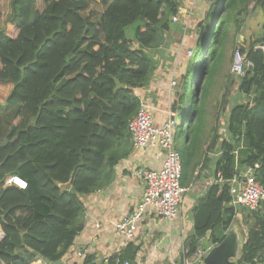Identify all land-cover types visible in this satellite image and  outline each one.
Segmentation results:
<instances>
[{"label":"trees","instance_id":"trees-1","mask_svg":"<svg viewBox=\"0 0 264 264\" xmlns=\"http://www.w3.org/2000/svg\"><path fill=\"white\" fill-rule=\"evenodd\" d=\"M98 1L107 6L91 20L79 10L85 0H9L0 27V264H28L36 255L59 260L81 229L83 197L112 182L114 165L129 152L128 123L141 101L135 92L154 70L145 50L164 42L178 1ZM257 2L264 14V0ZM247 3L212 1L210 8H220L225 17L215 21L218 13L215 24L202 28V41L209 43L203 66L218 63L225 37L222 24L230 10L237 19ZM239 49L253 68L240 78L226 120L230 139L216 146L214 174L228 179L236 168L257 164L256 180L264 186V20L260 34L248 46L241 42ZM198 68L195 58L188 61L179 86L181 99ZM116 80L125 87L117 88ZM193 84L197 92L200 79ZM13 109L32 121L14 118ZM200 113L197 106L183 117L197 118L185 127L187 143L178 150L184 186L203 154ZM217 137L214 128L207 149L215 148ZM210 158L205 153L202 163ZM13 175L27 182L25 189L1 187ZM69 179L70 189L63 190L58 183ZM230 201L226 183L210 185L197 200L185 258L192 257L206 233L212 243L224 238L235 216ZM247 234L237 264H264V220ZM136 252L128 243L109 263L132 260Z\"/></svg>","mask_w":264,"mask_h":264},{"label":"crops","instance_id":"crops-1","mask_svg":"<svg viewBox=\"0 0 264 264\" xmlns=\"http://www.w3.org/2000/svg\"><path fill=\"white\" fill-rule=\"evenodd\" d=\"M177 1L178 10L181 9L179 20L170 22L167 31L163 33L164 42L161 45L145 50L154 61V70L150 81L137 89L135 94L148 105L155 125H161L170 115L176 118L181 107L184 108L183 114H191L197 106H200L201 136H204L199 142L201 151L208 140L210 143L215 126L218 134L217 143L215 148L209 149L213 153H207V156L211 157L209 161H204L200 170L196 169V171L194 168L190 181L185 185L188 191L182 199L180 214L177 218L167 221L156 216L154 209L147 206L143 215L136 221L133 238L122 241L115 224L137 206L145 186L144 180L137 172L141 169L160 168L164 156L163 151L157 147L133 148L129 138L128 142L131 146L129 145L127 156L120 159L113 167V181L83 197L81 229L69 249L57 261H48L36 255L28 264H103L105 258L115 257L123 252L128 243L137 248L136 255L128 261V264H172L181 263L182 259H185L184 252L188 249V241L194 230V206L197 200L205 194L210 185L214 183H219L220 187L223 185L221 180L224 179L219 174H214L215 162L212 155L217 150V145L219 146L225 139H230L226 120L230 107L236 103L237 97L234 88L236 78L229 76V68L223 71L219 66L213 65L212 73L210 71L208 74V67L205 75L196 73L198 74L196 79H200L201 84L196 97L193 100L181 99L183 97L179 86L183 84L186 76L188 63L186 57L192 41V35L184 33L183 17L188 20L187 8L192 11L200 7L202 1L187 0L186 3L182 0ZM106 6L107 3L102 6L101 12L97 14L98 18ZM85 16L91 20L98 19L90 17L89 14ZM179 38L180 42L176 43L175 40ZM198 67V69L206 68L202 64ZM172 82L175 83L174 86L171 85ZM201 96L203 97L199 100ZM223 102L225 105L222 106ZM1 115L2 112L0 118ZM183 117L184 115L181 117L182 140L177 134L175 137L181 140L180 143L175 142L178 150L184 148L187 143L185 127L197 119L196 114L188 120H184ZM234 209L235 216L232 223L237 221L240 226L242 223L239 216L243 217L242 212L253 214L244 208ZM0 230H2L1 226ZM209 236L208 232L199 241V246L206 248L207 252L215 244L209 240ZM117 261L119 263V260ZM191 264H203V262Z\"/></svg>","mask_w":264,"mask_h":264},{"label":"built area","instance_id":"built-area-1","mask_svg":"<svg viewBox=\"0 0 264 264\" xmlns=\"http://www.w3.org/2000/svg\"><path fill=\"white\" fill-rule=\"evenodd\" d=\"M180 15L181 9L179 8L177 13L171 16V21H178ZM252 68L253 63L237 48L233 54L230 74L241 78ZM171 85L174 86L175 83L172 82ZM176 123L175 116L170 115L161 125H155L148 105L142 100L137 113L128 123L133 148L157 147L163 151L164 156L160 168L141 169L137 172L138 176L144 180L145 186L137 206L115 224V229L122 237V241L133 238L136 221L143 215L147 206L154 209L156 216L167 221L177 218L180 214V205L188 187L181 184L182 159L175 144ZM208 152L206 151V155ZM256 168L257 164L246 166L244 169L236 168L230 178L221 180V182L228 185L230 203L234 208H244L249 212L261 214L264 213V186L256 180ZM11 184L21 189L27 186L25 180L13 175L4 180L1 187ZM2 237L3 232L0 230V239ZM206 253L207 249L199 246L192 257L182 259L181 263L173 262L172 264L200 262ZM109 259L105 258L103 264H110ZM128 263V261L123 262V264Z\"/></svg>","mask_w":264,"mask_h":264},{"label":"rangeland","instance_id":"rangeland-1","mask_svg":"<svg viewBox=\"0 0 264 264\" xmlns=\"http://www.w3.org/2000/svg\"><path fill=\"white\" fill-rule=\"evenodd\" d=\"M182 1L183 3L187 2V0H182ZM201 1H202V4L200 5V7L194 8V10L192 11L187 8V16L189 17L188 20H186L183 17V21H184L183 26L185 29L184 33L185 35H190V34L192 35V41H190L191 45H189L191 46L190 51L188 52L186 58L190 62H192L195 58L198 66L202 64L203 58L206 57L205 45L209 44L207 42L205 43V41H202L204 37L202 28L205 25L208 26L211 23L215 24L214 23L215 21L225 17V15L221 13L222 10H220V8L219 9L215 7H213L212 9L210 8L213 0H201ZM85 3H86L85 5L80 7L79 9L80 13L84 16L89 14L90 17H93V18H96V17L98 18L97 14L101 12L102 6L105 4V3L99 2L98 0H85ZM258 6L259 5H258L257 0H250L249 3L247 4L246 9L244 11H241L240 14H238L237 19L235 15V10H230V14L227 15V20L222 24V30L225 29V37L223 39L224 46L220 50V52L222 51L220 60L218 61L217 64H213V65L219 66V69H223V71L228 67L229 76L233 79L236 77L230 74V67L233 62L234 52L236 51L237 48H240L241 42L243 43L244 46H248L255 39V37H257L261 32V24L264 20V14L262 13V11L259 9ZM0 12H1V19H0V27H1L3 23L2 21L4 20L5 16L9 12V0H0ZM218 13H220V16L216 18ZM205 16L208 17V20L206 19ZM217 28L218 26L216 25V28H215L216 30L214 31V34L217 32L218 30ZM199 38H200V41L198 40ZM175 41L176 43L180 42V38ZM172 43L175 44L174 42ZM213 44H214V40L211 41L209 48L213 47ZM257 46H259V44L256 45L255 47ZM210 54L211 53H209V56ZM211 63L213 62L211 61ZM209 65L210 63L206 65V68L204 70H202L204 67H202V69L195 70L189 76L190 84L187 90V94L185 95V99L193 100L196 97L197 92L193 90V86H194L193 82H195L196 76H198V74L196 75V73L205 75L204 72L207 69V67H209ZM213 69L211 66L210 73L214 72ZM216 71H218V68H216ZM223 71H220V72H223ZM240 80H241L240 78H236L235 80L234 88L236 90H238V85L240 83ZM183 109L184 108L181 107L177 113V116H176L177 126L175 128L176 134L181 140L183 136L182 127H181V120H182L181 117L184 115ZM13 113L15 116L14 118L23 120L26 124L32 121L31 117L29 115L22 113V111L21 113H18L16 109H13ZM214 113L216 114V112ZM203 137L204 136L200 135V140ZM180 139L178 138L176 139L177 143H180L181 141ZM1 140L2 139L0 137V141ZM208 143H209V140L206 142V144L202 148L203 154L201 155L200 161L196 165L195 170L196 169L200 170L202 166L204 154L206 153V151H209V149H207ZM210 152L213 153V151L210 150L208 154ZM214 152L215 153L212 155L213 159L217 157L218 155L217 150H215ZM210 173L212 175V169ZM241 215H243V217L239 216L240 217L239 219L242 223L240 227H241V233L244 235L250 230L257 231L259 229L260 222L264 220V213L243 214L242 212Z\"/></svg>","mask_w":264,"mask_h":264},{"label":"water","instance_id":"water-1","mask_svg":"<svg viewBox=\"0 0 264 264\" xmlns=\"http://www.w3.org/2000/svg\"><path fill=\"white\" fill-rule=\"evenodd\" d=\"M116 87H125L124 84L116 80ZM58 185L63 190L71 187V179L68 182ZM248 238V234L241 233V227L238 222L232 223L226 231L224 238L215 243L202 259L203 264H237L242 254L243 245Z\"/></svg>","mask_w":264,"mask_h":264}]
</instances>
